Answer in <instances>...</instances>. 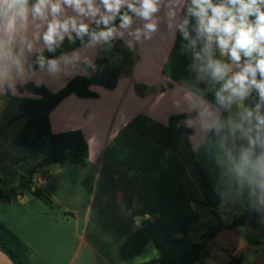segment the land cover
<instances>
[{
	"label": "crops",
	"instance_id": "obj_1",
	"mask_svg": "<svg viewBox=\"0 0 264 264\" xmlns=\"http://www.w3.org/2000/svg\"><path fill=\"white\" fill-rule=\"evenodd\" d=\"M182 42L163 22L152 40L136 43L133 50L115 40L113 50L100 56L119 74L116 88L93 86L95 98L73 94L51 112L54 133L79 130L90 150L87 165H52L34 174L57 208L29 188L26 175L44 155L15 143L26 123L18 118L19 105L30 96L19 87L33 83L58 92L75 78L89 77L91 69L56 79L41 75L18 84L15 93L0 95V178L11 198L1 205L0 219L31 248V264H196L193 243L173 244L168 236L180 238L193 227L191 240L197 242L208 227L232 222L228 205L238 198L232 194L225 206L221 203L227 218L212 213L186 137L170 122L172 115H186L185 81L193 76L189 57L181 55ZM79 46L65 40L55 55ZM206 98L213 100L211 93ZM185 125L192 130L189 142L198 162L224 201L227 159L219 137L214 130L189 126L188 117ZM208 249L207 264H227L232 258L264 264V228L249 223L223 228ZM0 264L13 263L0 251Z\"/></svg>",
	"mask_w": 264,
	"mask_h": 264
},
{
	"label": "clouds",
	"instance_id": "obj_2",
	"mask_svg": "<svg viewBox=\"0 0 264 264\" xmlns=\"http://www.w3.org/2000/svg\"><path fill=\"white\" fill-rule=\"evenodd\" d=\"M161 22L190 59L189 126L214 130L226 156L220 194L264 214V0H0V95L41 75L102 71L95 60L115 40L133 50ZM65 40L80 46L55 55Z\"/></svg>",
	"mask_w": 264,
	"mask_h": 264
},
{
	"label": "trees",
	"instance_id": "obj_3",
	"mask_svg": "<svg viewBox=\"0 0 264 264\" xmlns=\"http://www.w3.org/2000/svg\"><path fill=\"white\" fill-rule=\"evenodd\" d=\"M96 64L102 67L103 70H97L95 72L90 70L89 77L75 78L69 81L66 86L58 92H51L45 86H36L33 83H28L23 87H19V91H26L30 96L24 98L19 105L20 114L18 118H26V123L23 129L17 133L15 143L19 147L36 151L44 155V159L26 175V178L30 183L29 188L34 195L51 208H57L58 205L37 185L34 180V174L52 165L59 167L66 166L70 163L87 165L89 163L90 150L88 142L79 130L54 133L51 128L50 114L70 95L74 94L80 98H95L97 95L92 90L93 86H101L107 90H114L116 88L119 74L111 69L108 59L104 56H100ZM7 94L10 95L11 93L8 92ZM186 118L187 115L185 114L172 115L170 117V122L185 135L189 147V160L195 165L198 171L205 195V205L211 209L212 213L218 219H220L219 210L222 198L215 191L211 175L200 165L195 152L191 148L189 136L192 130L186 127ZM179 121L182 123L180 127H177ZM1 183L0 178V207L4 202L11 201V198L5 195ZM228 209L233 218L232 222L223 224L220 221L219 224L208 227L202 234L200 241L193 242L191 240L190 233L196 230V228L193 227L185 231L180 238H176L170 234L168 239L173 244L193 243L195 248V263L207 264V260L210 257L208 245L223 228H233L245 223H249L256 230L264 228L261 213L250 211L247 205L242 207L239 199H237L235 203H230ZM240 210L241 213H238ZM0 251L4 253L13 264H31L34 257L31 248L1 219ZM151 263L165 264L162 260H153ZM227 264H244L243 258H232Z\"/></svg>",
	"mask_w": 264,
	"mask_h": 264
},
{
	"label": "rangeland",
	"instance_id": "obj_4",
	"mask_svg": "<svg viewBox=\"0 0 264 264\" xmlns=\"http://www.w3.org/2000/svg\"><path fill=\"white\" fill-rule=\"evenodd\" d=\"M223 200L224 201H222V205L225 206L226 205L225 199L223 198ZM221 209H223V210H221ZM221 209L219 211L220 215L222 216L223 219L227 218L229 216L227 211L225 210V208H221Z\"/></svg>",
	"mask_w": 264,
	"mask_h": 264
}]
</instances>
